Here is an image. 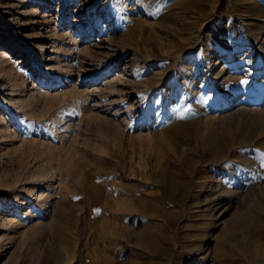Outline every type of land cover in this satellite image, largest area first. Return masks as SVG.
I'll use <instances>...</instances> for the list:
<instances>
[{
  "label": "rangeland",
  "instance_id": "374dc122",
  "mask_svg": "<svg viewBox=\"0 0 264 264\" xmlns=\"http://www.w3.org/2000/svg\"><path fill=\"white\" fill-rule=\"evenodd\" d=\"M262 14L0 0V264L264 259Z\"/></svg>",
  "mask_w": 264,
  "mask_h": 264
},
{
  "label": "bare ground",
  "instance_id": "6f19581e",
  "mask_svg": "<svg viewBox=\"0 0 264 264\" xmlns=\"http://www.w3.org/2000/svg\"><path fill=\"white\" fill-rule=\"evenodd\" d=\"M207 1H209V0H202V2L203 3H205V2H207ZM206 6V5H205ZM202 12V11H201ZM260 13V12H259ZM222 15H224L225 16V18H227V15H226V13L224 12ZM244 15V14H243ZM259 15V14H258ZM262 17H263V21L261 22L263 25L261 26V28H259V29H257V37L255 38V40H258L259 42H260V47L261 48H263L264 47V14H262L261 15ZM205 19V18H204ZM257 26V25H256ZM251 33V32H250ZM251 36H253V35H251ZM69 37L71 38L72 36H70V34H69ZM77 37V36H76ZM220 38H223V36L222 35H220ZM254 38V37H253ZM71 40L72 41H74V39H72L71 38ZM75 42V41H74ZM211 51V50H210ZM2 55H4V54H2ZM1 55V56H2ZM67 57V56H66ZM42 59V58H41ZM2 63V62H1ZM58 64V63H57ZM215 66H218V68L217 69H219V71H218V76H225V75H227V73L229 72L228 71V67L229 66H227V65H225V64H219V63H216V64H214ZM2 66V65H1ZM58 68H59V66H58ZM70 69V68H69ZM0 72L1 73H4L5 72V69H3V68H0ZM71 72V71H70ZM69 72V73H70ZM6 73V72H5ZM5 75V74H4ZM68 76V75H67ZM226 77V76H225ZM230 75H229V77H227V79H229L230 80ZM252 77V76H251ZM225 79V78H224ZM225 80V81H228V80ZM232 79H234V77H232ZM236 80V79H235ZM247 80V79H246ZM222 83V82H221ZM222 85V84H221ZM244 85V84H243ZM245 86V85H244ZM239 89V88H238ZM246 89V88H245ZM247 89H248V87H247ZM246 89V90H247ZM240 90V89H239ZM242 90V89H241ZM228 91V90H227ZM233 91H235V90H233ZM13 92V91H12ZM235 92H237V89H236V91ZM225 94H224V96L226 97V92H224ZM78 96V95H77ZM81 97H83V96H81ZM247 97V96H246ZM240 109V108H239ZM244 115V114H243ZM233 116V115H232ZM171 135V134H170ZM68 152V151H67ZM74 153V152H73ZM66 157V156H65ZM71 159V158H70ZM47 180V179H46ZM173 185V184H172ZM220 187V186H219ZM199 188H201V187H199ZM216 188V187H215ZM212 190V189H211ZM221 190V189H220ZM232 193V192H231ZM231 195V194H230ZM125 197L124 198H122V200H121V203H120V205H121V207H120V209L118 208V210H120L119 212H120V217H119V220H121V221H123V220H127L126 218L128 217V216H130V215H127L126 213H129L130 211H132L131 210V208H130V210H128V207L131 205V203H132V199L130 200L129 198H127V195H124ZM37 198H41V195L38 197L37 196ZM228 199V198H227ZM226 199V200H227ZM141 200V199H140ZM119 205V206H120ZM143 205V204H142ZM142 205H140V206H138V207H144V209H145V212H147V213H149V211L151 210V208L146 204H144L145 206H142ZM143 210V209H142ZM149 215V214H148ZM146 242V241H145ZM200 250V248H197V251H199ZM254 257V259H253V264H264V259L262 258V257H260V259L257 257V256H253Z\"/></svg>",
  "mask_w": 264,
  "mask_h": 264
}]
</instances>
